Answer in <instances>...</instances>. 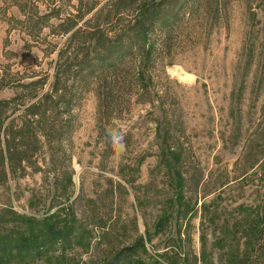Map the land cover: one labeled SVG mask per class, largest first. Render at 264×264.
Returning a JSON list of instances; mask_svg holds the SVG:
<instances>
[{
    "label": "rangeland",
    "instance_id": "1",
    "mask_svg": "<svg viewBox=\"0 0 264 264\" xmlns=\"http://www.w3.org/2000/svg\"><path fill=\"white\" fill-rule=\"evenodd\" d=\"M113 3L0 0L3 127L57 101L0 180V264H264V0H163L143 55Z\"/></svg>",
    "mask_w": 264,
    "mask_h": 264
},
{
    "label": "trees",
    "instance_id": "2",
    "mask_svg": "<svg viewBox=\"0 0 264 264\" xmlns=\"http://www.w3.org/2000/svg\"><path fill=\"white\" fill-rule=\"evenodd\" d=\"M49 1L53 2L55 0H49ZM80 1L82 2V0ZM196 2L200 4V0H196ZM161 4H163V0H114V3H113L114 8L109 11V13L107 14V17L103 18V27H104L103 28V38L106 37L107 35L105 33L111 32L113 29L116 30V28H110L109 25H111L114 22L115 23L121 22L122 17L119 15L120 12L121 14L124 13L127 16L130 15V18L126 20V22L124 23L125 29H123L121 33L115 32L113 39H115L116 46H122L123 44L126 47L127 51H130L131 50L130 47L133 48L134 45H136V43L139 42V44L136 45V47H138L137 52L143 55L144 52H140L139 50V48H142L141 40L145 36V32L148 31V24H150L151 26V23L153 24V21L156 20L155 12L161 8ZM112 11H114L113 12L114 14L111 16L110 13ZM69 21L70 20H68V22ZM72 24L73 22L71 21L68 25L65 26L66 27L65 29L67 30L68 28L69 30ZM96 30L100 31L98 28ZM168 34L169 32L167 33V36ZM94 41L95 42L91 44L92 49L95 45L99 43L98 39L96 40L94 39ZM76 46H77V49L75 50L73 54L74 57H77L78 53L81 54L78 48L79 43H77ZM112 49H113L112 47L109 48L108 52H112ZM37 84H38L37 81H32V82L25 84V86L28 85V87L27 86L26 87L30 88L31 90V91H27L28 93H26L28 95L26 97L27 99L30 100L31 98H33L35 94V92L33 91L36 89L35 86ZM52 85H53V88L55 87L54 91H57V89L61 86L59 84L58 72L56 75V80L54 81V83H52ZM117 87L118 85H116V88ZM61 88L63 89V86H61ZM118 88L119 90L117 91L120 92L121 86ZM113 90L114 88L111 86L109 87L108 93H105V95L104 94L103 95L105 97L108 96L110 99H114ZM49 98H50L49 94H45L43 98L39 100V103L37 104L32 103L31 106L29 105L26 108L25 110L26 112L24 113V115H22V119H24L22 122V126L16 131H13V129L12 131H9V127L7 128V126H5V128L3 127L2 122H3V119L6 118L5 111L8 107L7 105L10 104V101H6V100L0 101V180L5 178V176L8 175L7 167H10L11 172H12L13 170H16L17 168H20L22 161L27 158L25 154H27L30 148L29 141H33V142L36 141V135H35L36 133L34 132V126L32 125V121L35 123L39 122V124L40 122L43 121V120L41 121L42 116L40 114L41 108L43 107L42 106L43 99L46 100V103L44 102L45 103L44 107H46L47 109L56 108L57 101L54 102L52 101V99L49 100ZM117 98L119 100V103H121L120 101L121 98L120 97H117ZM47 109H45V111ZM21 145L25 146L24 150L23 148H21Z\"/></svg>",
    "mask_w": 264,
    "mask_h": 264
}]
</instances>
